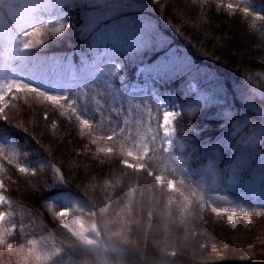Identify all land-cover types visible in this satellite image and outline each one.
<instances>
[{"label": "snow or ice", "instance_id": "snow-or-ice-1", "mask_svg": "<svg viewBox=\"0 0 264 264\" xmlns=\"http://www.w3.org/2000/svg\"><path fill=\"white\" fill-rule=\"evenodd\" d=\"M155 2L159 4L160 0ZM139 6L138 0H0V49L4 65L6 68L14 62L26 65V71L23 73H16L13 70L16 77L22 78L5 79L0 83V120H9L5 109L8 107L7 98L12 94L17 96L23 94L42 101L46 120L48 108L54 112L58 111L61 116L75 117L79 123L80 136L88 138L90 144L96 146V153L119 159L123 165V170L118 173L120 179L115 181L113 188L121 185L123 181L119 193L126 197L125 216L130 217L140 182L154 180L156 184L162 186V192L165 188L167 190L165 206L168 208V215H171V208L175 205L180 210L181 223L187 219L191 206L196 203L203 211L210 209L217 217L226 216L230 223H235L237 217H243L251 224L252 217L243 209L226 211L213 205L225 199L218 195L221 189L227 190L238 182L244 183L253 191L259 189V194L264 198V121L253 124L247 131L249 122L238 121L230 135L236 136L245 131L246 134L241 135L235 145L229 136H225L219 143L206 146L202 150L203 155L197 157L200 161L199 166L192 169L189 153H194L195 150L191 149L186 137L179 135L178 128L173 126V122L178 120L180 114L171 108L163 109L162 123L159 122V116H152V109L143 101V109L141 104L131 106L129 102L140 117L134 121L129 119V114L124 109L111 105L107 108L100 106V120L95 125L93 120L83 118V112L86 110L84 105L80 104L83 93L81 91L73 93V89H80L83 86L91 91L94 84L99 87L103 82L107 94L105 104H108V97L113 101L122 99L124 93L117 91L111 83H107L114 76L123 79L121 61L141 59L148 53L163 51V55H159L153 61L142 63L137 69L138 74L142 75L146 82L167 81L191 71L190 63L186 59H181L167 50L165 41L149 22L129 15ZM221 6L229 11H233L235 7L232 3ZM72 7L80 9L83 13L84 26L79 34L88 42V51L94 56L91 57V63L87 58L82 59L76 71L68 64L63 66L61 71L50 72V68H61V60L42 56L38 50L46 45L43 37L69 34L70 26L65 22L68 17L62 9ZM243 12L245 15L251 14L248 7H244ZM49 16L57 18L53 20L49 19ZM257 19L264 20V16L258 15ZM205 100L206 98L201 96L195 100V104L199 105ZM97 104L99 105V101ZM248 107L264 116V109L258 108L251 99L248 100ZM196 110V107L189 109L190 112ZM145 112L148 116L147 121L144 119ZM156 112H161L160 106H157ZM106 113H114L117 118L123 115L124 126L105 127ZM101 131L103 134H97ZM226 149H231L233 156L226 162V166L221 167L222 154ZM24 155L26 154L22 155L0 147V173L5 171V163L13 165L17 156ZM129 158L133 162H130ZM15 168L21 174L36 175V171L24 166L20 160H16ZM52 168L55 177L63 182L65 177L61 175V169L55 166ZM189 171L200 177L203 188L209 193L207 199L200 193L186 195L181 191L184 173ZM165 174L172 177L167 180L166 185ZM249 176L251 180L246 181L245 178ZM4 187L5 181L0 179V190ZM85 191L87 193V189ZM177 196H180L179 201L176 199ZM0 205L12 207L2 194ZM85 207L91 216L102 223V228H98L97 223H91L85 228L84 223L79 220L76 221L78 228L69 227L65 222V218L69 216L67 208L57 210L53 213L54 216L59 218L64 228L77 240L71 241L66 247L53 246L46 256L36 255L33 241V246L28 248L26 253L23 246L17 253L22 258L21 264H32L33 259L37 261L46 259L51 264H89L90 256L96 257L99 264H108L109 251L122 256L124 250L115 247L112 240L125 239L124 234L129 227L128 220L120 224L118 231L111 232L113 222L105 218L107 207H100L99 214L94 210V206L88 205L74 211L82 212ZM11 217V211H0V248L6 249L9 253L14 251V244L9 241V237H13V230L16 228ZM6 221L8 227H5ZM20 231H24L23 225ZM102 232L108 236L107 242L102 239ZM69 249L77 258L63 261V256ZM167 255L164 254L160 264H168ZM171 255L175 256L176 253L173 252Z\"/></svg>", "mask_w": 264, "mask_h": 264}, {"label": "trees", "instance_id": "trees-1", "mask_svg": "<svg viewBox=\"0 0 264 264\" xmlns=\"http://www.w3.org/2000/svg\"><path fill=\"white\" fill-rule=\"evenodd\" d=\"M230 1L240 6L248 7L253 12H250V15H245L244 12L240 11L239 8V12L235 9L233 11L225 10V7H222L221 5L228 4L229 2L227 0H207L206 3L204 1H202V3L199 0H195V2L194 0H186L189 5L185 3V0H182L183 3L181 4H185L188 8H190L191 6L194 11H198L197 13L201 12V5L205 6L208 4L210 8L216 7V11L223 14L226 13L227 16L231 17L237 14L240 17L241 21H243L248 26V29L252 33L264 38V20L257 19V15L254 14V12L258 13L259 11L260 16H264V0ZM164 2L160 0V3L157 4L155 0H138L140 6L130 12L129 15L149 22L159 32L161 39L165 41L167 50L169 52L175 53V55L181 59H184V55L189 57L188 60L191 68L190 72L167 81L156 82L158 83L162 92L173 93L179 100L181 109V115L178 118L179 122L189 123L190 126L193 125L198 128L197 132L192 133L187 132L188 129L184 126L178 127L180 136H187L188 144L190 145L191 149L195 150L194 153L190 152V165L192 169H195L199 166L200 162L197 157L203 155L202 150L206 146L219 143L225 136H229L232 144L235 145L236 142L240 140L241 135L246 134L247 129H250L253 124H258L261 121H264V116H262L260 112L258 113L256 111L250 110L246 104L248 103V100L251 99L258 108L264 109V68H262L264 67V62L259 64L257 69L251 72H248L246 69H238V67L232 70V67L227 63V60L215 56L212 50L207 48V43H203V41H199L196 38V36L193 34L192 28L187 30V25H185L184 22H180L178 18L174 16L172 12H170V9L168 7L170 6L168 4L169 2H167V4H164ZM199 8L200 10H198ZM66 9V16L68 17V19L65 22L68 24L73 14L77 12L80 16L79 18L81 20V24L75 29L69 30L68 35L62 34L58 39L54 36L43 37L46 40V45L38 50L40 51L42 56L49 57L53 55L68 54L73 51L77 52L87 44L85 38L79 34L80 30L84 26L83 13L76 7ZM51 45H55V47L52 46V48H50ZM159 55H163V51H160L158 53H148L141 59L121 61L123 65V72L126 74V79L132 80L135 78L134 71L138 64L142 62L153 61L154 59L158 58ZM255 64L256 63H254V65ZM191 79L194 80L197 84L195 90L191 89L190 84H188ZM96 91L100 97L99 105H94L95 93L93 91H83V98L80 101V104L84 105L86 109L83 112V115H86L87 118L93 120L94 125L100 120V106H104L105 108H107L109 105L113 107H121L125 110L126 113L129 114V119L134 121L140 117L131 108V106L141 104V107L143 109L144 105L142 104V101L146 102L148 108L152 109L153 117L159 116V122H161L162 120V109L160 113H157L156 108L159 105L151 98H149V101H147L146 98L138 96L135 98L136 100L130 101L127 97L128 95H124L123 99H116L115 101H113L110 97H108V104H105V97L107 96V94L105 93V87L100 83L99 87L96 86ZM20 95L22 96V94H19L18 96L16 94H12L7 98L8 107L5 109V114L9 117L8 121H10V123H12L13 125L16 124V115L23 111V108L19 107L20 105L18 102ZM201 96L206 98L205 102L196 105L195 100ZM129 102H131V106ZM192 107H196L197 110L195 112H190L189 109ZM8 108L12 109L9 110ZM27 108H30L31 111L35 109V107L32 105H28ZM42 112L43 115H45L44 110H42ZM55 113L56 115L50 114V116H61L58 111ZM61 117L62 119H64L61 120ZM61 117L59 119L64 123L67 122V124H72H69V132L71 133L73 131L75 135L79 136V123L75 120V117ZM123 119V115L117 118L114 113H106L105 127L109 125H119L122 127L124 126ZM144 119L146 121L148 120L146 112L144 114ZM186 120L187 122H185ZM216 120H221V123H223V125H219V123H216ZM238 121L249 122L247 124L246 131L236 136H231L230 133L233 130L234 125ZM4 122L6 121L0 120V131L6 133V137L4 138V140L9 141L11 139V144L9 145L7 144V142H3L0 139V147H3L10 151L14 150L21 154V149L23 148V146L21 145L19 138L17 137L15 132H12L7 128L5 129L2 126ZM52 122L56 121H51L50 124ZM153 126H155V122H153ZM97 134H103V131ZM38 135L41 136L40 133ZM83 139L85 140H81L80 146L85 147L83 150L87 149L88 151H91L93 153V155H90L92 157V160L100 158L111 162V164H116L118 169L111 168V170L113 169L117 171L115 172L116 174L121 171L120 169H123V165L120 163L119 159L105 157L102 153L97 154L96 149L93 148V146L95 145H91L88 142L89 140L87 141L88 138ZM80 152L81 150L79 151V153ZM43 153L44 155L40 160L41 163H38L37 159L31 160L29 157L27 158L17 156L14 160L13 165H7L5 163V171L3 173H0V179H3L5 181V187L4 189L0 190V194L5 195L12 205V207H9L8 205H0V211H11V219L13 223L16 224V228L13 230V237H9V239H13L14 236L25 237V241L28 242L30 247L33 246L32 242L34 241L37 256H46L47 252L53 246L60 247L61 245H64L66 247L70 242L65 240V234L63 233H52L51 235L47 234V230L56 232L55 227H51V224L49 223V220L51 218L56 219L60 223L59 218L55 217L53 214L55 211H53L52 214L46 215L47 218L44 216V221L37 225V220L35 219V217L37 218L39 216L34 215L36 209L34 207H22L21 205L16 204V201L13 198L8 196L9 194H12L15 188L19 186L18 177L28 175L19 173V171L15 168L16 160H20L22 163H24V166L29 167L33 171H36L34 180L37 181L39 185L38 187L42 191L41 194L44 200V205H46L47 207H52V209L54 210L55 207H63V203L68 197L69 200L67 202L70 212L69 216L65 218V222L69 224V227H72L74 229L79 227V225L76 223L77 220L84 223L85 228H88L90 224L95 223V221L97 223V219L93 222L89 218L87 207H85L82 212H75L74 210L88 205L94 206V210L99 214L98 202L100 200H109L108 197H110L111 195H108L109 193L107 194L106 191L108 190L110 192V190L112 189V186H110V182H112V179L114 178L113 174L111 175V178L107 179V181H105V179L103 178H95V182L91 184L92 188L88 189L85 186L88 184H84L82 179H78L76 176H73V174H69V169L65 167V161L58 157L55 158V156L51 157L49 154H47L48 152L46 151H44ZM231 153H233L231 149H226L222 154L221 167L226 166V162L229 161L233 156V154ZM80 154L83 155L85 153ZM52 166L61 169V175L65 177V180L63 182L59 181V179L55 177ZM128 172L130 173L131 170H128ZM116 176L118 177L119 175L117 174ZM165 177H169L170 179H172L171 176H168L166 174ZM152 181L154 182H152V185L154 186L156 183L154 180ZM174 182L178 183V181ZM147 183H149V181H147ZM182 187L187 190L186 195L190 193H200L204 196L205 199L209 196V193L203 190L204 188L200 181V177L198 175L192 174L191 171L184 173V185ZM237 188L238 187L234 188V186H232L231 188L227 189V191L218 193V195L225 197V199L217 201L216 203H227V199L230 198L231 193L234 192ZM86 189L87 193L85 191ZM99 192L102 195V199H100L98 196L96 197ZM47 194L49 196H47ZM69 197H73L75 198V200L70 199ZM73 200L75 202H73ZM53 201H56L58 205L57 203H55L56 205H53ZM193 206L194 204L191 207ZM247 208L248 210H251L253 214L257 212L262 213V211L264 212V204L254 205L250 202L247 203ZM205 217L208 218V216ZM208 222H210L209 224L211 225L215 224L209 218ZM21 225H23L24 228L23 232L20 231ZM8 226L9 225L6 221L5 227ZM97 226L98 228L100 227L99 225ZM85 234L87 235L88 233ZM104 241L107 242L106 240ZM112 244L115 247L126 251L125 245L123 243L117 245V239L114 238L112 240ZM23 248L26 253L27 248ZM19 251L20 248H17V252L13 254V258L17 259L19 261V264H21L22 258L17 255ZM117 256L121 255L109 251L107 255L108 264H115L116 262L118 263L119 258ZM76 258L77 257L71 254V250L69 249L65 252L63 261H68L69 259ZM92 263L95 264L94 262ZM32 264H51V262L47 261L46 259H41L39 261L33 259ZM119 264H121V262Z\"/></svg>", "mask_w": 264, "mask_h": 264}, {"label": "rangeland", "instance_id": "rangeland-1", "mask_svg": "<svg viewBox=\"0 0 264 264\" xmlns=\"http://www.w3.org/2000/svg\"><path fill=\"white\" fill-rule=\"evenodd\" d=\"M162 1L166 2H164V4L169 2L168 4L170 6L168 7L170 12H172L180 22H184V24L187 25V30L192 28L196 38L199 41H203V43H207V48L211 49L215 56L227 60L232 70L238 67V69H246L248 72H251L257 69L259 64L264 62V38L252 33L248 29V26L241 21L240 17L235 14L236 12L234 16L230 17L227 16L226 13L223 14L216 11V7L210 8L207 4L205 6L201 5V10L200 8L198 9L203 13H197L198 11H194L191 6L188 8L185 4H181L183 3L182 0ZM199 1L202 2L204 0ZM227 1L235 6L234 9L236 11L238 8L240 11H243V6L230 0ZM185 3L188 4L186 0ZM224 9L228 10L226 7ZM250 12L253 11L250 10ZM254 14L260 16L259 11L258 13L254 12ZM50 17L51 16L48 18ZM79 17L78 13L75 12L70 18L68 23L70 30L75 29L81 24ZM58 38L59 37H57V39ZM52 46L55 47V45H51L50 48H52ZM188 58V56L184 55V59L189 62ZM89 63H91V61ZM253 63H256V66ZM101 67H103V65H101ZM5 69L6 67L4 64L0 65V75ZM153 84V81H145L144 85L138 87L146 89L150 85L153 86ZM188 84H190L191 89L197 87V84L192 79ZM152 89L155 90L153 93L154 99L158 101L162 110L164 108H171L181 115L180 102L177 100L175 94L160 95L156 92L155 87H152ZM18 102L20 105L19 107L23 108V111L21 113L17 112L18 114L16 113V124L13 125L10 121H6L2 126L5 129L7 128L15 132L23 146L21 154H26L24 157H29L31 160L37 159V162L41 163L40 160L44 155L43 152L46 151L51 157L55 156V158L58 157L65 161V167L69 169V174H73V176H76L78 179H82L84 184H88L85 185L88 189L92 188L91 184L95 182V178H103L107 181L113 174L114 178L112 182H110L112 189L110 192L108 190L106 191L113 199L108 201L100 200L98 202V210L100 213V207H107L105 218L113 222L111 232L118 231L120 224L125 220L129 222L128 230L124 234L125 239H117V245L123 243L126 248L122 256H117L119 258L118 263L116 262V258L115 262L117 264L120 262L121 264H160L164 254H168V264H264L263 211L262 213L257 212L253 214L251 210H248L247 207L239 203L227 202L218 204L215 202L213 206L221 207L226 211H239L243 209L252 217L253 221L249 224L246 218L237 217L235 223H230L226 216L217 217L215 214L210 213V209L203 211L201 207H199L200 205L194 203L187 219L181 223L180 210L175 205L171 208V215H168V208L165 206L167 203L166 188L165 191L162 192V186L159 184L153 186V181L150 180L151 182L149 181V183L145 181L140 182L136 190L134 206L130 213V217L125 216L124 212L127 207L126 197L124 194L119 193V189L123 187V181L121 185H117L116 188H113V184L117 179H120V177H117L116 175L118 173H115L117 171L111 170V168L118 169L117 165L111 164V162L105 159L99 158L92 160L90 155H93V153L87 149L83 150L85 147L80 146L81 140H85L83 138L86 137L75 135L73 131L70 133L69 127L72 124L61 121L64 119H62L61 116V118L58 116H50V114L56 115L51 108H48V119L46 120L42 112V110L45 112V106L42 101L22 94ZM246 104L248 106V103ZM28 105L34 106L35 109L31 111L30 108H27ZM51 121L56 122L50 124ZM177 121L173 122V126L176 128L184 126L188 129L187 132L193 133L198 131L196 126H190L189 123ZM162 122L163 117L161 123ZM185 122H187V120ZM215 122L219 123V125H223L221 120H216ZM53 124H55V127H53ZM25 128L27 131H25ZM35 129L40 131L41 136L38 135L39 133H37ZM78 131H80V128H78ZM181 137L187 138V136ZM88 140L89 139H87V141ZM88 142L90 143V141ZM93 148L96 149V146H93ZM80 150V153L85 154L81 155L79 153ZM129 160L133 162L130 158ZM34 178L35 176H31L30 174L19 176V186L8 196L13 198L16 204L22 207H34L36 210L35 214H33L39 216L37 218L35 217L37 225L44 221V216L47 218L46 215L52 214L53 211L67 208L70 212L69 206L67 205L58 208L54 206V210L52 207L44 205L41 194L42 191L39 189V185ZM168 179L170 178L165 177V185ZM257 190H251L248 194L251 195L256 202L264 201V198L261 197ZM181 191L184 194L187 193V190L183 187H181ZM47 196L49 195L47 194ZM97 196L102 199L100 192L96 197ZM176 199L179 201L180 196H177ZM53 202V205H56L55 203L57 202ZM205 216H208L215 224H209L210 222H208V218ZM89 218L93 222L97 219L91 216L90 213ZM49 223L51 227H55L56 232L47 230V234L63 233L65 234L64 237L66 241L71 242L77 240V238L72 236V234L64 228L63 224L59 223L56 219L51 218ZM97 225L100 226L99 228H102V223L98 220ZM222 226H228L229 229L222 234L215 233V230ZM110 234L111 233H108V235ZM235 236L238 239H234ZM102 238L108 241V236L104 235L103 232ZM244 239L248 242H243ZM9 241L14 244V251L9 253L6 249L0 248V264H19V261L13 258V254L17 252V248L19 249L23 246L28 249L30 245L25 241V237L14 236V238H10ZM197 250L208 252L205 253L204 257H201L202 255L199 254ZM173 252L176 253L175 256L171 255ZM210 253L211 256H209ZM88 261L89 264H93L92 262L99 264V261L94 256L88 257Z\"/></svg>", "mask_w": 264, "mask_h": 264}, {"label": "bare ground", "instance_id": "bare-ground-1", "mask_svg": "<svg viewBox=\"0 0 264 264\" xmlns=\"http://www.w3.org/2000/svg\"><path fill=\"white\" fill-rule=\"evenodd\" d=\"M254 64V63H253ZM35 131L37 132V133H40V131L38 130V129H35ZM229 228H228V226H222V227H218L215 231V233H218V234H222V233H224L225 231H227ZM221 236V235H220ZM237 236V235H236ZM234 237V239H238L237 237ZM195 241H196V239H195ZM243 242H245V243H247L248 241L247 240H243ZM198 251V250H197ZM199 252V254H201L202 256L201 257H204L205 256V253H207L208 251H204V252H201L200 250L198 251ZM207 255V254H206ZM209 256H211V253L209 254ZM177 264V263H176Z\"/></svg>", "mask_w": 264, "mask_h": 264}]
</instances>
